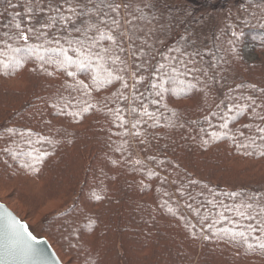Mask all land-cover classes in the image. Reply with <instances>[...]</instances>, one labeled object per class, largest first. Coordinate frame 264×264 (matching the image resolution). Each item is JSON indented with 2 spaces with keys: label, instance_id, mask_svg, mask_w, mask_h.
<instances>
[{
  "label": "trees",
  "instance_id": "1",
  "mask_svg": "<svg viewBox=\"0 0 264 264\" xmlns=\"http://www.w3.org/2000/svg\"><path fill=\"white\" fill-rule=\"evenodd\" d=\"M228 1L130 0L151 2L145 13L173 27L157 32L153 53H122L111 83L35 56L15 70L0 67V191L11 193L30 227L42 215V236L63 264H264V140L255 131L264 127V0H238L242 14L218 27ZM27 7L26 0H0V37ZM233 32L240 36L235 53L227 43ZM191 39L189 51L215 52L216 81L181 77L157 96L152 66L169 64L158 53L178 56L170 50ZM29 43L55 46L43 38ZM12 55L4 49L0 59ZM149 55L147 72H137ZM134 73L143 78L136 87ZM145 107L151 118L142 115Z\"/></svg>",
  "mask_w": 264,
  "mask_h": 264
},
{
  "label": "snow or ice",
  "instance_id": "2",
  "mask_svg": "<svg viewBox=\"0 0 264 264\" xmlns=\"http://www.w3.org/2000/svg\"><path fill=\"white\" fill-rule=\"evenodd\" d=\"M26 3L28 7L24 12L17 13L13 17L14 28L12 25H5L10 31L0 37L3 41L0 45V56L4 55V49L14 54L7 57L8 63L0 59V67L15 70L22 60L35 56L45 64L75 67L79 71L88 73L94 72L95 82L100 76L111 77L112 67L124 63L122 53L133 58H140V53L146 49L149 53H153L156 44L160 42L157 32H169L173 27L172 21L159 24L160 16L155 13L151 15L145 13V8L152 7L151 2L143 3L142 6L139 4L134 6L130 0H26ZM10 6L15 7V5ZM232 36L234 39L227 40V43L232 45L230 50L235 53L240 36L236 32H233ZM41 38L49 45L55 46L44 48L43 43L36 46L29 43L32 39ZM185 39L187 40V37ZM7 41H22V44L19 47H12ZM105 43L108 47H105ZM195 43V40L191 39L183 48L170 50L179 53L178 56L171 54L164 56L163 53H158L169 64L166 66L164 63H158V67L152 66L160 82L155 83L150 78L149 87L157 89V96H162L165 90H172V86L183 83L181 77H190L191 80L199 82L200 77L203 76L208 81H216L215 52L196 47H192L189 51L188 48ZM206 56H212L213 60H205ZM153 58L154 55H149L146 59L141 58L142 62L135 65L136 71L139 72L143 68L147 72L149 61ZM67 75L71 77L73 73L68 72ZM152 75L153 73H149V77ZM134 80V87L143 83V78H138L135 73ZM165 83L169 86L168 89H165ZM124 87H128L127 83ZM188 87L192 88L195 85L189 81ZM81 88L86 89L87 85L82 84ZM152 102L158 103L155 100ZM251 105H255V101H252ZM141 106L143 107V102ZM132 111L135 112V109ZM245 111L241 109L240 114ZM142 115L151 118L153 114L145 107ZM120 119L123 121V117ZM260 119H264V116ZM222 127L228 128L227 121ZM255 131L260 133L259 138L264 140V127L258 125ZM240 135L243 136V133L241 132ZM252 142L255 143V138H252ZM241 146L247 147V145ZM43 159L44 156L37 157L38 162H42ZM241 207L250 206L242 204ZM261 212L264 214V209ZM239 214L245 219H256L243 211ZM13 223L15 224V221ZM261 226L264 227V220L261 221ZM17 227H23L24 233H27L26 227L22 225ZM246 227L253 232L259 230L255 225ZM239 235L247 238L242 230ZM13 237L17 241L15 248L5 250V247L0 245V264H4L9 257L16 259L20 255H43V249H36L30 243L35 241V237L30 233L25 237L21 232L14 231ZM259 247L264 248V244H260Z\"/></svg>",
  "mask_w": 264,
  "mask_h": 264
},
{
  "label": "water",
  "instance_id": "3",
  "mask_svg": "<svg viewBox=\"0 0 264 264\" xmlns=\"http://www.w3.org/2000/svg\"><path fill=\"white\" fill-rule=\"evenodd\" d=\"M13 221H15V224ZM18 225L26 227L27 233H24L23 227L18 228ZM14 231L21 232L25 237H27L28 233L34 236L35 241H30V243H32L33 247L36 249H43V255H20L16 259L9 257L4 264H63L50 242L45 238H37L33 235L29 225L22 221L0 200V245H3L5 250L8 248H15L17 245V241L13 237Z\"/></svg>",
  "mask_w": 264,
  "mask_h": 264
},
{
  "label": "rangeland",
  "instance_id": "4",
  "mask_svg": "<svg viewBox=\"0 0 264 264\" xmlns=\"http://www.w3.org/2000/svg\"><path fill=\"white\" fill-rule=\"evenodd\" d=\"M238 0H229L227 6L222 9V12L220 14H218L217 17V21H219V25H217L218 27L223 26L226 22L227 19H229V16L231 14H242L241 11V5L239 3H237ZM231 3V4H230ZM246 19V18H244ZM213 28L212 25H210L208 27V30L211 31ZM206 26H202V30H199L197 33V43L199 44H203L204 43V38L206 36ZM243 55L247 60L253 61L254 60V56L251 54L250 49L249 48H245L243 50ZM3 59V57H2ZM113 75L111 74V77H108L107 75L103 76L102 80H109L112 79ZM166 89V86H165ZM189 91H193L195 90V87L189 88ZM24 158H19V160H23ZM28 160V159H25ZM24 161V160H23ZM0 198H3L6 201V204L8 205V208L11 209V211L13 213H15L20 219L25 218V212L20 210L18 208V204L16 203V201L14 199H12L11 193L10 192H2L0 191ZM54 208L52 206H49L47 208H45L46 211H51ZM21 219V220H22ZM23 221V220H22ZM31 223H33V228L29 226L30 231L32 232L33 235H35L37 238H43L42 233L44 231V224H43V219H42V215H37L35 216L32 220H30ZM43 230V231H42ZM142 262V260L140 261Z\"/></svg>",
  "mask_w": 264,
  "mask_h": 264
}]
</instances>
